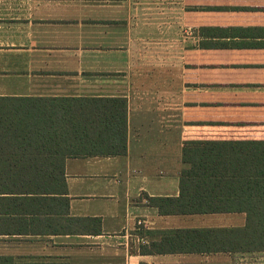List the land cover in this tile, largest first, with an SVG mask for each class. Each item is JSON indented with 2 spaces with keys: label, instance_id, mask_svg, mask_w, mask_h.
<instances>
[{
  "label": "crops",
  "instance_id": "obj_1",
  "mask_svg": "<svg viewBox=\"0 0 264 264\" xmlns=\"http://www.w3.org/2000/svg\"><path fill=\"white\" fill-rule=\"evenodd\" d=\"M249 1L0 0V96L123 98L127 127L125 154L68 155L61 181L38 155L0 151V264H264L263 251H157L165 230L245 214H160L143 197L179 194L185 140L264 135V20L251 18L264 0ZM201 27H244V47Z\"/></svg>",
  "mask_w": 264,
  "mask_h": 264
},
{
  "label": "trees",
  "instance_id": "obj_2",
  "mask_svg": "<svg viewBox=\"0 0 264 264\" xmlns=\"http://www.w3.org/2000/svg\"><path fill=\"white\" fill-rule=\"evenodd\" d=\"M203 35L242 39L244 27H201ZM183 142L177 196H149L160 214L244 213L238 227L165 230L152 243L160 252H264V135ZM126 100L123 98H23L0 96V151L38 155L27 161L40 175L63 179L66 156L126 153ZM45 156V157H44ZM98 222L97 219L78 218ZM144 248V247H142ZM147 251L146 249H142Z\"/></svg>",
  "mask_w": 264,
  "mask_h": 264
},
{
  "label": "rangeland",
  "instance_id": "obj_3",
  "mask_svg": "<svg viewBox=\"0 0 264 264\" xmlns=\"http://www.w3.org/2000/svg\"><path fill=\"white\" fill-rule=\"evenodd\" d=\"M258 1L259 0H253V2H258ZM248 2H250V1L249 0H232L233 4H239V5H241V4L244 5V3L248 4ZM195 7H197V6H195ZM252 15H249V16H252L251 18L254 20H257V19H259V20L263 19L264 20V15L261 16L259 13L252 14ZM244 16H245V14H242V13L228 15V16L226 15V16H222V17H219V15H218L215 17L214 20L217 22H238V21H243Z\"/></svg>",
  "mask_w": 264,
  "mask_h": 264
}]
</instances>
